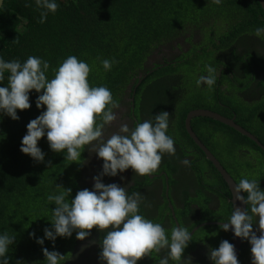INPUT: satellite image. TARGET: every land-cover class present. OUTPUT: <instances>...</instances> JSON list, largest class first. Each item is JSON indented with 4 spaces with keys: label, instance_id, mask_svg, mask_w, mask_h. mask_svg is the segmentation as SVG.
Returning <instances> with one entry per match:
<instances>
[{
    "label": "trees",
    "instance_id": "trees-1",
    "mask_svg": "<svg viewBox=\"0 0 264 264\" xmlns=\"http://www.w3.org/2000/svg\"><path fill=\"white\" fill-rule=\"evenodd\" d=\"M57 2L59 4L57 11L54 14L49 13L45 23H39L40 10L36 8L34 2L30 7H26L25 0H5V6L0 10V57L6 61L16 59L21 62L30 55L42 57L49 62L47 77L51 78L54 75L53 68L58 67L67 56L75 55L89 64L90 84L107 86L117 104L122 102L123 94L129 85L132 87L131 96L134 95L136 99L146 83L151 82L155 85L163 81L155 91L163 94V102L157 104L153 115L165 111L168 107L165 94L169 89L165 84L167 78L163 77L172 71L177 72L179 69L184 71L187 66H197L205 60L214 61L217 51L237 66V69L242 68L249 83L257 80V77L251 79L257 66L262 67L264 71V57L255 62L253 56L259 53L260 48L256 50L249 46L256 43L263 45L261 48L264 47V39L253 34L255 28L264 27V10L258 0H222L221 4H214L211 0H57ZM187 25L201 28L206 34V40L213 42L212 46H204L200 52L195 50L193 57L176 67L175 64H169L156 69L152 74L148 73L139 83L135 77L143 70L152 52L158 46L171 42ZM210 30L214 31V37L208 36L207 32ZM217 40L220 42H216ZM242 47L246 48L247 52L239 51ZM244 56H249V64L241 67L240 61H244ZM103 59L115 61L110 71L104 70L101 64ZM185 74L186 90L189 89L190 96L187 101L179 102L176 107L178 115L175 128L171 130L169 122L167 133L178 138V141H184L183 150L178 157L175 156L177 154L168 157L164 162V169L170 174L171 185L175 184L173 176L177 166L174 164L181 161L183 156L193 155L194 159L190 164L199 185L202 186L200 178L208 175L209 180L206 182L212 184V192L214 191L219 203L216 213L211 212L209 216L216 219L217 216L225 215L227 219L233 210L228 186L205 154L191 140L183 121L190 110L208 109V105L214 106L218 101L213 89L205 96V102L204 95L198 93L199 90H192L197 79L188 73ZM7 76L8 73H5V78L0 83L6 85ZM241 83L244 85L245 80ZM249 83L241 89L245 94L248 92ZM260 84L264 86V79ZM38 95L32 90L31 107L25 110L18 109L20 117L18 120L0 114V232L15 236V242L10 246L8 253L9 264H46L42 251L44 247L65 255L62 264H69L72 260L70 255L77 241L75 232L71 237H57L55 244L45 239L43 246L36 243V239L31 237L30 233L34 232L36 237L42 238L43 229L51 227V213L55 205L47 200V196L57 191L56 185L72 189L69 199L73 198L77 191L82 190L80 180L88 146L82 152L80 162L68 161L63 152L52 151L46 136L38 142V146L45 153L43 162H36L28 154L21 152V140L27 132L26 125L43 110L36 107L35 100ZM222 96V101L234 105V110L238 113L237 123L252 131L264 143V134L261 132L264 130V112L262 114L264 100L261 104H245L239 99V103L236 104L235 98L228 102L226 100L228 97ZM174 102L169 103V107L173 106ZM258 109H261L262 115L253 116ZM215 111L229 117L224 108ZM252 117L259 119L257 127L252 124ZM193 127L197 130L200 127L201 133H198L200 139L223 163L237 183L247 177L259 179L260 174L264 173L262 171L264 162L260 159L264 158V151L248 137L221 121L210 118L193 119ZM247 151L254 153L255 160L250 159V153ZM146 180L147 182H139L138 178L134 192L140 191L150 182L147 176ZM183 198L185 205L177 211L183 221L195 212L193 203L202 209L212 201L210 194H199L196 198L186 191ZM205 230L224 233L231 243L230 233L220 226L202 229Z\"/></svg>",
    "mask_w": 264,
    "mask_h": 264
},
{
    "label": "clouds",
    "instance_id": "clouds-1",
    "mask_svg": "<svg viewBox=\"0 0 264 264\" xmlns=\"http://www.w3.org/2000/svg\"><path fill=\"white\" fill-rule=\"evenodd\" d=\"M33 2L40 10L39 23H45L48 14H54L59 7L57 0H25V6L30 7ZM211 2L221 4L222 0ZM253 34L264 39V27L255 28ZM113 63L114 60H101L105 71H110ZM49 68V62L38 56L30 55L23 62L0 57V82L8 73L7 84L0 83L3 85L0 86V114L18 120L17 110L31 107L32 90L39 94L36 107L43 109L26 125L21 152L36 162H43L45 153L38 142L46 136L49 148L63 152L66 160L80 162L88 146L103 160V165L102 171L92 178L95 181L92 189L79 190L71 199V188L56 185L57 191L47 196L55 205L51 227L43 229L42 238L34 232L30 236L43 246L45 239L55 244L57 237H71L73 232L77 239L84 240L91 235L89 230L97 227L105 233L99 253V260L104 264H138L141 258L162 250H166V255L159 259V264L170 261L192 264L191 257L182 260L193 240L186 227L173 226L169 234L161 223L140 214L141 193L128 194L127 188L118 183L102 182L104 176L116 177L129 168L139 176L155 173L165 154L174 156L175 141L167 134L170 114L161 111L133 127L122 123L119 131L105 140L103 130L117 119L113 109L119 107L111 90L105 85H91L89 64L75 55L67 56L53 68L51 78L47 77ZM215 82L216 70L209 65L206 75H200L196 85L211 89ZM181 163L190 166L188 159ZM232 193L247 207H235L220 228L231 230L235 237L250 243L251 264H264V190L258 180L242 178L232 187ZM254 224H258L257 229ZM14 242L15 236L0 232V264H9L8 253ZM42 251L46 264L65 261V255L59 251H49L46 247ZM209 259L213 264H240L235 245L227 239L211 249Z\"/></svg>",
    "mask_w": 264,
    "mask_h": 264
},
{
    "label": "flooded vegetation",
    "instance_id": "flooded-vegetation-1",
    "mask_svg": "<svg viewBox=\"0 0 264 264\" xmlns=\"http://www.w3.org/2000/svg\"><path fill=\"white\" fill-rule=\"evenodd\" d=\"M207 33L208 36H215L213 30H210ZM244 36L248 37L247 35ZM241 39H243V37H241ZM216 42L220 41L217 40ZM212 43V41L208 42L206 40V34H204L201 28L197 27L196 25H187L186 28L181 30L180 34L174 39H172L171 42H166V44L158 46L152 52L151 56L146 60L143 70L138 73L135 79H138L140 83V81L148 73L152 74L156 69L164 68L169 64H175L174 66L176 67L177 65L184 63L185 60L188 61L190 57H193L195 50L197 52H200L204 46H212ZM197 45L198 48H196ZM249 46L250 48H254L256 50L260 48L259 53L253 55L255 56V62L259 61L261 57H264V47L261 48L263 45H258L254 43L249 44ZM239 51L247 52V49L242 47L239 48ZM220 54L221 52L217 51L215 54L214 61H211V59L205 60L203 61L204 63L201 62L197 66H195L196 69H194L193 71V77L195 79H198L200 75H206V66L210 65L214 67L216 70V82L212 86V88L209 89L206 85H201L199 87L195 85V88L193 89L200 90V92L203 93H210L214 89L215 98L218 103L214 106L208 105V109L212 111H215L216 109L217 111H219L220 108H224L225 113L230 118L235 119L237 122L236 118L238 117V113L234 110V105L231 104V106L230 104L228 105L227 102L222 101V95L228 97L226 98L228 102H231V98H235L236 104L239 103V99L245 104H261V102L264 100V86H262L260 83L264 79V71L262 67L257 66L251 76V79H255L257 77V80L255 82L250 81L249 83V80H246V74L244 70L242 68L237 69V66H235L231 61H229L228 58L223 57ZM248 57L249 56H244V61H240L241 67H246L249 64ZM147 70L148 72H146ZM179 70H176L177 72L172 71L163 77V79L167 78L165 79V84L167 89H169L168 92L165 94V99L168 103V107L165 108V111L170 114L169 122L171 130L175 128V124L177 122L176 117L178 114L176 113V107H178L180 103L187 101L190 93L189 89L186 90V74L183 70ZM182 71L184 72V74ZM243 80H245L244 85L241 83ZM162 82L163 81L157 82V84L155 85L151 84V82L146 83L145 86L142 88V92H139L137 94L136 99L134 95L131 96L132 87L131 85H129L125 91V94H123L122 102L118 103L119 107L113 109V111L116 112L117 119L112 124L105 126L103 130L104 139L107 140L112 134L117 133L122 123H127L130 127H133L138 122H143L144 120L152 119L153 111L157 107V104H161L163 102V94L159 92L155 93L158 85H160ZM139 83H137V86H139ZM248 83L250 84V86L248 88V92L245 94L241 89H243ZM203 97L205 98L206 102V97ZM173 101H175L173 106L169 107V103L171 104ZM260 112L261 109H258L257 112H254L253 116L256 117L262 115L264 110H262V114H260ZM242 115H244L243 112ZM255 117H252V124L257 127V122L259 119H256ZM193 129L198 135V133L200 132V127L198 128V130L194 127ZM253 130L255 129L253 128ZM255 136L259 139L257 135ZM172 137L175 141L174 146L176 148L177 154L175 156L178 157L182 153V145L184 144V141H178V138H176L175 136ZM247 152L250 153V159L255 160L253 156L254 153H251L250 151ZM168 157H170V155L167 154L162 157L161 164L159 165V168L155 173L139 176L136 175L131 168H129L123 173H119L116 177L104 176L102 178V182L106 184L118 183L122 187H126L128 194H131L134 193L137 179L139 178V182H147V176L150 182H148L147 185H145L140 191H138L143 197V201L140 205V214L145 215L146 218L152 219L154 222L161 223L169 234L171 228L173 226H176L177 224L176 219L179 222V225H183L184 227H186L190 231V233L196 226L202 223L227 222V219H225V215L217 216V218L223 219H215L212 218V216H209V213L211 212L216 213L219 205L218 201L216 200L217 197L213 193L214 191L212 192V184L206 182V180H209V176L207 175L205 176V178H200V182L202 183V186H200L199 180L198 178H196V175L192 170L191 164L190 166H185L181 163V161L184 159H188L189 161H191L192 159H194V156L191 154L188 157L183 156L181 161H178L177 164H174L175 166H177V171L173 176L176 183L172 185L170 182V174L167 172L166 169H164V162L167 161ZM171 160L173 161V158ZM102 165L103 160L101 158H98L97 154L95 152L90 151L88 147V150L86 152L85 165L83 166L82 171V178L80 180V186H83L82 189H92V186L95 183L92 178L93 176L98 175L102 171ZM255 166L257 165L255 164ZM261 175L263 174H260L259 179L256 177L255 179L259 181L261 189L264 190V177H262ZM185 191L190 196L196 198L199 197V194H210L212 195V201L207 204V207H203L202 209L198 206V204L193 203L192 207L196 209L195 212H193L188 217V219L183 221L179 218V212L177 211L180 207L183 208L185 205L183 198V193ZM144 210L145 213L143 214ZM146 214H148V217L146 216ZM202 215H204L205 217H210L212 219H207ZM193 224L195 225L193 226ZM209 226L218 225L212 224L200 228L192 236L193 240L189 243L187 247L188 249L183 254L182 260H187L188 257H191L192 264H213V262L209 259V253L212 248H217L221 241L226 239L227 235L221 232L216 233L213 230L202 231L203 228ZM253 227L254 229H257L258 224H254ZM89 231L91 232V235L89 237L85 238L84 240L77 239V241L75 242V249L70 255L72 260L69 262V264H104V262L99 260V253L101 251V241L105 233L103 231L98 230L97 227H94ZM199 232L201 233L198 236ZM228 232L230 233V231ZM257 234L259 235V232H257ZM241 252V260L239 256L240 264H251L252 253L251 245L249 242L243 240ZM151 255L152 256H145L141 258L138 261V264H159V259L166 255V250H162L160 253L152 252ZM169 264L175 263L174 261H170Z\"/></svg>",
    "mask_w": 264,
    "mask_h": 264
},
{
    "label": "water",
    "instance_id": "water-1",
    "mask_svg": "<svg viewBox=\"0 0 264 264\" xmlns=\"http://www.w3.org/2000/svg\"><path fill=\"white\" fill-rule=\"evenodd\" d=\"M259 3L261 4L263 10H264V0H258ZM5 0H0V10L4 5ZM203 117V118H210L212 120H216L218 122L221 121V123L233 128L237 132L241 133L242 135L248 137L252 141H254L263 151H264V144L249 130L241 126L236 122L235 119L233 118H228L227 116H224L221 113H218L216 111H212L209 109L205 108H195L192 109L188 112L185 121V126L186 130L191 137V139L194 141V143L199 147V149L205 154L206 158L213 164V166L216 168V170L220 173L224 181L226 182L228 189L231 193V198H230V203L232 205V208L234 210L235 207H240V208H246L247 205H244L241 201L236 200L235 197L233 196L232 193V187H234L235 183L237 181L234 179V177L231 175V173L225 168L223 163L217 158V156L208 148V146L200 139V137L197 135V133L194 131L193 126H192V121L193 119ZM244 195V193H242ZM176 218V216H175ZM177 224L179 225V222L176 219ZM221 223L225 222H209V223H202L198 226H196L192 231L191 234L192 236L202 227L207 226V225H212L216 224L220 226ZM231 233L230 240H232V243L235 245V251L239 260L240 252H241V247L243 244L242 238L235 237L234 233L229 230Z\"/></svg>",
    "mask_w": 264,
    "mask_h": 264
},
{
    "label": "rangeland",
    "instance_id": "rangeland-1",
    "mask_svg": "<svg viewBox=\"0 0 264 264\" xmlns=\"http://www.w3.org/2000/svg\"><path fill=\"white\" fill-rule=\"evenodd\" d=\"M194 69H196V68H195V65L187 66V67L184 68V72L190 74V75L193 77V71H194ZM194 88H195V87H194ZM192 90H196V89H192ZM198 93H200V94H202V95H204V96H206L207 94H210L209 92H206V93L200 92V90H199ZM189 96H190V95H189ZM260 131H261V130H260ZM261 132L264 134V130H262ZM225 135H226V133H225ZM259 158H260V157H259ZM259 158H258V159H259ZM260 159L262 160V162H264V158H260ZM262 171L264 172V168H263ZM262 171H261V172H262ZM262 174H263V175H261V176L264 177V173H262ZM200 233H201V232L198 233V236L200 235Z\"/></svg>",
    "mask_w": 264,
    "mask_h": 264
}]
</instances>
